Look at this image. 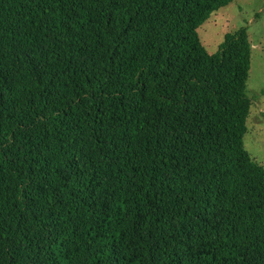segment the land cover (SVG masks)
<instances>
[{
    "label": "trees",
    "instance_id": "16d2710c",
    "mask_svg": "<svg viewBox=\"0 0 264 264\" xmlns=\"http://www.w3.org/2000/svg\"><path fill=\"white\" fill-rule=\"evenodd\" d=\"M232 0H0V264H264Z\"/></svg>",
    "mask_w": 264,
    "mask_h": 264
},
{
    "label": "rangeland",
    "instance_id": "374dc122",
    "mask_svg": "<svg viewBox=\"0 0 264 264\" xmlns=\"http://www.w3.org/2000/svg\"><path fill=\"white\" fill-rule=\"evenodd\" d=\"M246 26L251 43L246 92L250 97L243 144L250 157L264 166V0H232L209 14L197 28L208 53L217 50L224 34ZM262 262H264V257Z\"/></svg>",
    "mask_w": 264,
    "mask_h": 264
}]
</instances>
